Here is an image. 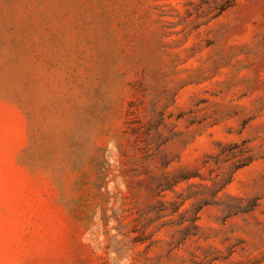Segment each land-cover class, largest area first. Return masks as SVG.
Segmentation results:
<instances>
[{
    "label": "rangeland",
    "instance_id": "1",
    "mask_svg": "<svg viewBox=\"0 0 264 264\" xmlns=\"http://www.w3.org/2000/svg\"><path fill=\"white\" fill-rule=\"evenodd\" d=\"M0 264H264V0H0Z\"/></svg>",
    "mask_w": 264,
    "mask_h": 264
},
{
    "label": "trees",
    "instance_id": "2",
    "mask_svg": "<svg viewBox=\"0 0 264 264\" xmlns=\"http://www.w3.org/2000/svg\"><path fill=\"white\" fill-rule=\"evenodd\" d=\"M243 165H245V163L234 166L232 173L234 171H236L237 169H239L240 167H242ZM190 177L191 176H181L180 180L188 179ZM231 178H232V174H230L227 178H224L223 180H220V182L215 181L214 184H213L214 188L212 189L213 194H216L221 189H223L231 181Z\"/></svg>",
    "mask_w": 264,
    "mask_h": 264
}]
</instances>
